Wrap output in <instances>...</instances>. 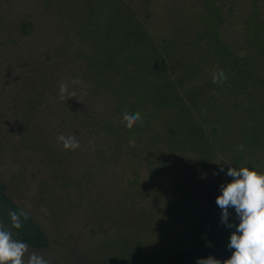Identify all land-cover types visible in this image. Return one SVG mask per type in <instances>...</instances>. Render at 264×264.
I'll list each match as a JSON object with an SVG mask.
<instances>
[{
    "label": "rangeland",
    "instance_id": "374dc122",
    "mask_svg": "<svg viewBox=\"0 0 264 264\" xmlns=\"http://www.w3.org/2000/svg\"><path fill=\"white\" fill-rule=\"evenodd\" d=\"M229 166L264 172V0H0V226L22 240L27 214L25 261L227 259Z\"/></svg>",
    "mask_w": 264,
    "mask_h": 264
},
{
    "label": "clouds",
    "instance_id": "9594fccd",
    "mask_svg": "<svg viewBox=\"0 0 264 264\" xmlns=\"http://www.w3.org/2000/svg\"><path fill=\"white\" fill-rule=\"evenodd\" d=\"M217 79L214 73L213 82H217ZM224 79L226 77L221 71L219 80L222 82ZM78 82L79 78L72 81ZM60 93L72 95L65 84H61ZM123 114L129 124L142 120L140 113L131 108L126 107ZM58 139L63 142L65 149L74 150L80 146L74 136L60 135ZM129 143L134 146L135 141L130 140ZM220 171L232 178L220 184L219 194L215 198L221 209V220L231 229L227 243V248L232 250L231 255L224 260L211 255L197 258L196 264H264V172L249 166H229L226 171L221 167ZM232 213L234 216L230 221ZM8 215L15 229L21 228L22 216L27 218L23 211H9ZM27 249L26 242L13 238L9 228L0 226V264H49L48 260L35 252L30 253L25 261Z\"/></svg>",
    "mask_w": 264,
    "mask_h": 264
},
{
    "label": "trees",
    "instance_id": "16d2710c",
    "mask_svg": "<svg viewBox=\"0 0 264 264\" xmlns=\"http://www.w3.org/2000/svg\"><path fill=\"white\" fill-rule=\"evenodd\" d=\"M22 226L25 228L26 233L22 236V241L26 242L29 246L39 247L41 245V234H30V228L24 219H21Z\"/></svg>",
    "mask_w": 264,
    "mask_h": 264
}]
</instances>
